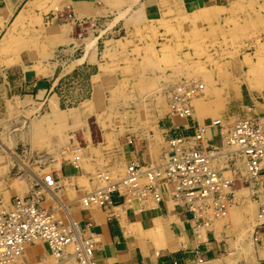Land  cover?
Here are the masks:
<instances>
[{
  "label": "rangeland",
  "instance_id": "obj_1",
  "mask_svg": "<svg viewBox=\"0 0 264 264\" xmlns=\"http://www.w3.org/2000/svg\"><path fill=\"white\" fill-rule=\"evenodd\" d=\"M129 20L127 41L116 43L117 55L105 67L106 74L94 78L92 90L86 89L80 76H61L56 89L61 96V111L50 104L55 98L49 99L47 106L35 104L42 101L36 98L20 96V102L11 95H3L4 104L0 105L3 178L10 175L6 174V168L11 166L18 170V175L29 179L30 188L37 189L40 187L31 172L41 178L61 163H69L82 169L84 175L79 181L87 186L88 193L106 184L99 174L108 173L111 181L124 176L123 155L129 144L149 141L152 147H161L158 163L167 152L170 139H160V126L172 116L186 119L183 125L188 122L186 127L192 133L197 119L205 123L220 119L229 124L247 106L264 114V0H231L220 7L195 10L185 9L177 0H160L158 16L142 19L133 12ZM186 78L192 84L203 85L191 102L195 112L200 106L204 112L193 117L188 113L185 118L183 114H169L166 95L169 86ZM27 104L34 109L21 107ZM22 110L25 117L20 118ZM27 126L31 129H28L30 143L18 146L17 133ZM216 130L212 128L207 136L213 145L220 142ZM235 158V168L240 175L244 173L243 179L246 174L242 159L238 155ZM224 176L229 177L230 173ZM91 181L95 182L93 186L89 184ZM236 185H242V181ZM238 192L247 196L244 188L238 187ZM55 193L77 221L71 208L74 204L64 200L61 189ZM38 196L42 207L57 212L65 221L58 203L47 192L40 190ZM2 201L6 207L9 205V201ZM78 203L83 208L81 200ZM244 217L245 221L251 219ZM251 243L255 244L253 240ZM41 244L49 254L47 262L75 264L73 260L53 258L45 243ZM29 247L14 264L37 263L30 259L33 256L27 253ZM71 250L68 246L67 252Z\"/></svg>",
  "mask_w": 264,
  "mask_h": 264
},
{
  "label": "crops",
  "instance_id": "obj_2",
  "mask_svg": "<svg viewBox=\"0 0 264 264\" xmlns=\"http://www.w3.org/2000/svg\"><path fill=\"white\" fill-rule=\"evenodd\" d=\"M177 1L185 9L195 10L220 7L231 0ZM133 12L142 19L154 18L159 15L160 0H0V105L3 95L20 102L21 97L36 98L42 101L35 104L47 106L55 98L52 105L61 111L56 89L64 75L80 76L86 89L92 90L94 78L105 75L109 60L117 55L116 43L127 41L126 27ZM21 107L28 110L32 105ZM24 111L20 118L25 117ZM180 126L176 127L172 117L166 119L160 126V139L191 133L188 122ZM28 129L18 131V146L29 145ZM160 152L161 147H152L149 141L135 142L127 145L123 161L156 163ZM3 170L0 166V199L11 201L25 195L29 179L11 166L6 168L10 175L3 178ZM82 175V169L69 163H61L52 172L60 181L64 200L74 204L71 208L80 227L84 230L89 223L96 238V264H264V235L260 243H251L257 205L238 192L237 179L231 187L237 195L226 216L215 219L207 212L204 224L174 203L164 184L156 204L132 201L124 205L123 197L111 193L113 205L83 209L78 203L87 193V186L79 181ZM244 216L251 219L245 221ZM27 253L36 264H52L41 243L30 246Z\"/></svg>",
  "mask_w": 264,
  "mask_h": 264
},
{
  "label": "built area",
  "instance_id": "obj_3",
  "mask_svg": "<svg viewBox=\"0 0 264 264\" xmlns=\"http://www.w3.org/2000/svg\"><path fill=\"white\" fill-rule=\"evenodd\" d=\"M194 86L180 82L172 87L169 101L175 110H185V104L197 93ZM208 127H216L221 144L243 159L246 174L243 183L250 198L259 202L260 219L255 225L252 240L260 243L264 235V114L255 111L253 106H247L229 124L220 119L209 123L196 120L191 134L167 141L169 150L158 163L130 162L125 166L122 179L110 181L107 173L99 174L106 184L83 199V208L113 205L111 193L123 197L124 205L132 201L156 204L161 201L160 186L164 184L174 203L186 209L194 218L204 222L207 212L213 217L225 215L226 206L233 195L231 190H226L231 189L238 173L233 168L234 155L231 154L227 155L222 168L233 169V177H225L216 168L220 149L208 142L205 135ZM44 180L47 188L54 187L48 176ZM38 194L39 191L32 188L29 197H14L9 212L0 206V259L3 258L1 254L4 249L20 251L24 241L42 239L48 242L51 249H60V253L70 245L75 264H96L93 257L96 239L88 229L89 223L83 230L76 222L72 221V225H69L57 219L52 212L39 207ZM7 254L4 258L12 255Z\"/></svg>",
  "mask_w": 264,
  "mask_h": 264
},
{
  "label": "bare ground",
  "instance_id": "obj_4",
  "mask_svg": "<svg viewBox=\"0 0 264 264\" xmlns=\"http://www.w3.org/2000/svg\"><path fill=\"white\" fill-rule=\"evenodd\" d=\"M205 8H207V7H204V9ZM209 9H211L212 7H208ZM88 48H90V47H88ZM112 58H113V56H112ZM169 60V59H168ZM110 61V60H109ZM110 63V62H109ZM113 63V62H112ZM178 79V78H177ZM187 79V78H186ZM184 79L183 81H180V82H185V83H189L190 81L187 79ZM264 82V81H263ZM189 84H192V82H190ZM193 84H197V85H195L194 87H196V90L198 89V91L200 90V89H202L203 88V85L202 84H200V83H193ZM259 84V83H258ZM263 85V84H262ZM169 86V85H168ZM175 85H173L172 87H174ZM172 87L171 86H169V88L167 89L168 90V94L166 95V97L169 95V93H170V91H171V89H172ZM258 87H259V85H258ZM197 96H196V94L194 95V97H192L191 99H190V101H189V103H187V104H185V110H183V111H181V110H179V108H177V110H175L176 108L173 106V104H172V102L171 101H169V99H170V97H168V100H167V103H168V106L171 108V113H169V114H171V115H173V114H183L184 115V117H185V115L186 114H188V113H190V115L193 117V115H196V113H198V115H200L201 113H203L204 112V109L200 106V108H196V112L192 109V102L191 101H193V99H195ZM201 97V96H200ZM52 103L54 102V101H51ZM52 103H50L51 104V106H52V108L54 109V107H53V105H52ZM235 116V115H234ZM172 118H173V116H172ZM202 118V117H201ZM197 119V118H196ZM198 120V119H197ZM201 120V119H200ZM213 120V119H212ZM230 120V119H229ZM228 120V121H229ZM228 121H226V122H228ZM231 121V120H230ZM173 122H175L176 124H181V123H184L185 122V120L183 119V118H180V117H178V116H176V117H174L173 118ZM232 122V121H231ZM212 128H210V127H208V128H206L205 129V135H206V137L208 136V133L210 132V130H211ZM217 131V130H216ZM153 135V134H152ZM218 135V134H217ZM169 138V137H168ZM169 140V139H168ZM167 141V140H166ZM213 144V143H212ZM0 145H1V143H0ZM3 145V144H2ZM215 147H217V148H219L220 149V156H219V162L217 163V166H216V168L218 169V170H220L222 173H223V169H226L225 170V172L223 173L224 175H225V173L226 172H229L230 173V176L229 177H233L234 175H233V172H231V171H233V169H229L228 167H226V168H222V166H223V164H224V162L225 161H227V155H234L233 153H231L230 152V149L229 148H227L224 144H221V142H219V145L217 144V145H215ZM225 148H227V149H225ZM228 149H229V151H228ZM8 150V149H7ZM168 150H169V144H168ZM167 150V151H168ZM9 154H12V152L9 150ZM237 155H234L233 156V158H232V161L234 162V159H236L235 157H236ZM14 157V156H13ZM241 157V156H240ZM241 159H242V157H241ZM242 163H243V159H242ZM22 164V163H21ZM126 164H128V163H126ZM126 164H125V166H126ZM238 164V163H237ZM58 165V164H57ZM235 167V162H234V166H233V168ZM237 167V166H236ZM243 167H244V164H243ZM241 170V169H240ZM245 170V169H244ZM101 172V171H100ZM241 172V171H240ZM30 173V172H29ZM105 173V172H104ZM31 174V176L34 178V181L36 182V184L41 188H37V190L38 191H42V190H44L45 192H47L48 193V195H49V197L51 198V199H53L56 203H58V205H59V207H60V209L62 210V215H63V217H64V219H65V222H67L69 225H72V221L73 222H76V223H78L79 224V222H77V221H75L74 219H73V217H72V213H71V211H69V209L67 210V208H66V204H64V203H62V201L58 198V196H57V194L55 193V190L57 189V190H59L60 189V183H59V181L58 180H56L53 176H52V172H49V173H43V176L41 177V178H39L38 176H35L34 174H32V172L30 173ZM99 174V173H98ZM108 174V173H107ZM244 174V173H243ZM243 174H241L240 175V173H238L236 176H235V179L234 180H236L237 179V181L239 182V180L240 181H242V185H240V186H238L239 188L241 187V188H244V190H246V193H247V196H246V198L247 199H249L250 201H252V202H254L256 205H257V213H256V221H257V223H258V221H259V217H258V213H259V202H257V201H254V200H252L251 198H250V196H249V193H248V190H247V188L245 187V185H244V183H243V179H242V175ZM97 175V174H96ZM46 176H48L49 177V179L50 180H52V184H54V187H56V188H54V187H49V188H51V189H49V188H47L48 187V185H47V183L45 182V180H44V177H46ZM110 175H108V178H109V180L111 181V179H110V177H109ZM124 177V176H123ZM122 177V178H123ZM121 178V179H122ZM44 181V182H43ZM240 184V183H239ZM30 185V184H29ZM237 185H238V183H237ZM236 185V186H237ZM34 186V185H33ZM98 186V185H97ZM30 187H32V186H29L28 187V190H27V193L25 194V195H20V196H17V197H20L21 199L22 198H24V197H29L30 195H31V189L32 188H30ZM99 187V186H98ZM97 187V188H98ZM238 187H237V189H238ZM54 188V189H53ZM101 188V187H100ZM40 189V190H39ZM236 189V188H235ZM93 190H96V188L95 189H93ZM229 190H231L232 191V193H233V195H232V199L234 198V195L236 194L235 193V191L234 190H232V189H227L226 191H229ZM92 192V191H91ZM91 192H88V193H85V194H83V196H80L79 197V199H78V201L79 200H81V203L80 204H82L83 205V199H85L86 198V196L89 194V193H91ZM237 195V194H236ZM16 197V196H15ZM232 199H231V202H232ZM41 200V199H40ZM40 200H39V207L40 208H42V209H44V210H48V211H50V212H52L53 213V215H54V217H56L57 219H59V220H62V218H60L58 215H56V213L52 210V209H46L45 207H42L41 206V202H40ZM10 201V200H9ZM231 202L226 206V213H225V215H223V216H221V217H213L211 214H210V212H209V216H211L212 218H215V219H220V218H223V217H225L226 216V214H227V208H228V206L231 204ZM0 206L5 210V211H8L9 212V210L11 209V204H12V200L9 202V205L6 207V205H4V203H3V201L0 199ZM91 206H95V205H90L89 207H91ZM88 207V208H89ZM2 208H0V210L2 211ZM92 208V207H91ZM84 209V208H83ZM0 214H2V212H0ZM63 221V220H62ZM255 225V224H254ZM80 226V225H79ZM255 228V227H254ZM92 233V232H91ZM34 238V237H33ZM96 239V238H95ZM96 241V240H95ZM38 242H41V243H45V245L47 246V249L49 250V252L51 253V255H52V257L53 258H55V259H62V260H65V261H68V260H73V262L75 263V260H74V257H73V255H72V253H71V251L68 253L67 252V248H68V246H70V245H67V246H65L64 247V249L62 250V253H60V249H55V250H53V249H51V247L49 246V244H48V242H46V241H44V240H42V239H36V240H34V239H32V240H30V241H24V243L22 244V247H21V250L18 252L17 251V249L16 250H12V251H8L7 249H4L3 250V252H2V254H1V256L4 258L5 256V254H7V252H9L7 255H9V254H12L11 256H9V257H7V258H2V259H0V264H14L15 263V261L17 262L18 260H19V258H21V256L25 253V248L29 245V246H31V245H34V244H36V243H38ZM71 247V246H70ZM72 249V248H71ZM6 255V256H7Z\"/></svg>",
  "mask_w": 264,
  "mask_h": 264
}]
</instances>
